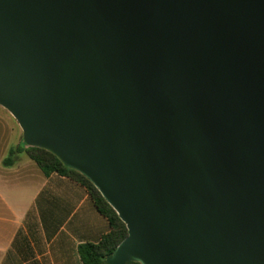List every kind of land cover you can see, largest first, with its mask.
Returning a JSON list of instances; mask_svg holds the SVG:
<instances>
[{
	"label": "water",
	"instance_id": "water-1",
	"mask_svg": "<svg viewBox=\"0 0 264 264\" xmlns=\"http://www.w3.org/2000/svg\"><path fill=\"white\" fill-rule=\"evenodd\" d=\"M0 105L125 224L107 264H264V0H0Z\"/></svg>",
	"mask_w": 264,
	"mask_h": 264
},
{
	"label": "crops",
	"instance_id": "crops-1",
	"mask_svg": "<svg viewBox=\"0 0 264 264\" xmlns=\"http://www.w3.org/2000/svg\"><path fill=\"white\" fill-rule=\"evenodd\" d=\"M0 149V264H82L78 245L110 230L88 190L26 154L4 164ZM22 153V152H20Z\"/></svg>",
	"mask_w": 264,
	"mask_h": 264
},
{
	"label": "trees",
	"instance_id": "trees-1",
	"mask_svg": "<svg viewBox=\"0 0 264 264\" xmlns=\"http://www.w3.org/2000/svg\"><path fill=\"white\" fill-rule=\"evenodd\" d=\"M22 152L35 161L45 175L53 172L67 176L86 187L97 210L103 214L110 226V230L104 234L98 242L82 243L78 245V254L82 264H107L106 260L113 254L117 245L127 235L125 224L120 220L114 209L101 196L88 178L78 171L66 166L51 151L38 146H22L15 150H10V154ZM12 158L6 157L4 164L11 163ZM126 264H140L130 261Z\"/></svg>",
	"mask_w": 264,
	"mask_h": 264
},
{
	"label": "rangeland",
	"instance_id": "rangeland-1",
	"mask_svg": "<svg viewBox=\"0 0 264 264\" xmlns=\"http://www.w3.org/2000/svg\"><path fill=\"white\" fill-rule=\"evenodd\" d=\"M2 147L9 148L5 150V157L13 158L17 153L10 154L9 151L18 147L28 146L22 137V130L14 117L0 105V149ZM19 156H24L19 153Z\"/></svg>",
	"mask_w": 264,
	"mask_h": 264
}]
</instances>
